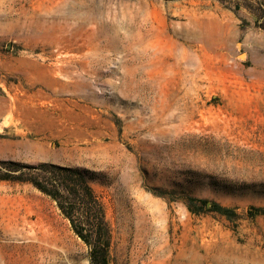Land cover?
<instances>
[{"label": "rangeland", "instance_id": "rangeland-1", "mask_svg": "<svg viewBox=\"0 0 264 264\" xmlns=\"http://www.w3.org/2000/svg\"><path fill=\"white\" fill-rule=\"evenodd\" d=\"M263 4L0 0V162L83 171L108 264H264ZM0 264L89 250L0 180Z\"/></svg>", "mask_w": 264, "mask_h": 264}, {"label": "trees", "instance_id": "trees-1", "mask_svg": "<svg viewBox=\"0 0 264 264\" xmlns=\"http://www.w3.org/2000/svg\"><path fill=\"white\" fill-rule=\"evenodd\" d=\"M254 15L257 27L264 30V4L258 6ZM0 166V180L30 183L55 203L71 231L88 247L90 264H108L110 229L103 206L83 171L52 164L28 167L0 162Z\"/></svg>", "mask_w": 264, "mask_h": 264}, {"label": "bare ground", "instance_id": "bare-ground-1", "mask_svg": "<svg viewBox=\"0 0 264 264\" xmlns=\"http://www.w3.org/2000/svg\"><path fill=\"white\" fill-rule=\"evenodd\" d=\"M90 1H93V0H90ZM75 10H77V8L75 7ZM72 12V11H71ZM71 12H69L71 14Z\"/></svg>", "mask_w": 264, "mask_h": 264}]
</instances>
